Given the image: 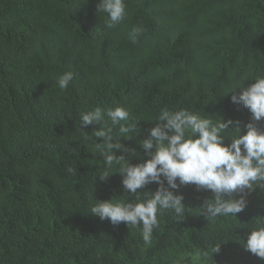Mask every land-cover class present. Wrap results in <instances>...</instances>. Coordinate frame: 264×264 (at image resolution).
I'll list each match as a JSON object with an SVG mask.
<instances>
[{
    "label": "trees",
    "instance_id": "obj_1",
    "mask_svg": "<svg viewBox=\"0 0 264 264\" xmlns=\"http://www.w3.org/2000/svg\"><path fill=\"white\" fill-rule=\"evenodd\" d=\"M99 3L0 0V264H264L243 248L264 218V187L236 217L215 220L200 215L210 190L181 187L184 219L158 214L150 243L139 226L91 215L96 200L131 197L115 167L97 177L100 126L83 129L87 141L79 127L81 112L124 107L121 123L137 130L126 139L117 126L113 137L133 150V165L147 159L141 140L164 109L239 120L244 134L251 114L230 96L264 75V0H125L113 28ZM136 25L144 32L132 43ZM66 71L76 75L62 92L56 78ZM221 134L228 144L236 130Z\"/></svg>",
    "mask_w": 264,
    "mask_h": 264
},
{
    "label": "clouds",
    "instance_id": "obj_2",
    "mask_svg": "<svg viewBox=\"0 0 264 264\" xmlns=\"http://www.w3.org/2000/svg\"><path fill=\"white\" fill-rule=\"evenodd\" d=\"M97 11L107 15L108 28L115 27L127 16L125 0H100ZM143 32L142 26H133L128 33L129 39L136 43ZM75 75L72 71L60 74L56 78L58 88L62 92L67 90ZM238 89V93L231 92L230 102L251 114L250 121L243 125L244 134H241L239 120L213 123L187 109H164L141 140L140 148L147 159L135 165L129 163L126 155L133 150L125 148L120 140L114 141L113 137L117 126L119 134L126 139L137 130L134 124L121 123L129 117L124 107H96L81 112L79 127L85 141L89 137L83 129L89 125L100 126L92 131L97 140L95 150L105 164L97 177L105 181L115 167L116 174L122 177L123 189L131 197L130 202L113 201L112 198L96 200L90 214L101 221L108 220L113 226L121 222L127 227L139 226L143 241L150 243L153 230L159 225L158 214L171 212L176 221L184 219L186 207L179 189L191 184L197 191L210 190L212 193V197L201 205L200 215L205 219L236 217L246 207L247 195L256 187H264V129L258 126V122L264 120V75ZM233 128L236 134L225 144L221 133ZM67 171L75 170L69 167ZM152 183L157 185L154 192L138 191ZM243 248L264 259V218L250 230ZM219 251L220 245L214 246L212 256ZM202 255L207 256V253ZM175 264H183L182 259H177Z\"/></svg>",
    "mask_w": 264,
    "mask_h": 264
}]
</instances>
